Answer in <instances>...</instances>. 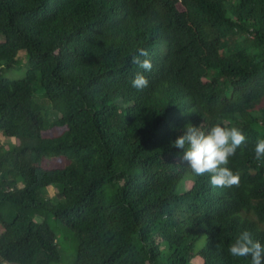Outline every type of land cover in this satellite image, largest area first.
<instances>
[{"label": "trees", "instance_id": "1", "mask_svg": "<svg viewBox=\"0 0 264 264\" xmlns=\"http://www.w3.org/2000/svg\"><path fill=\"white\" fill-rule=\"evenodd\" d=\"M201 123L246 136L238 187L181 163ZM0 132V264H250L227 249L264 243V0H0Z\"/></svg>", "mask_w": 264, "mask_h": 264}, {"label": "clouds", "instance_id": "2", "mask_svg": "<svg viewBox=\"0 0 264 264\" xmlns=\"http://www.w3.org/2000/svg\"><path fill=\"white\" fill-rule=\"evenodd\" d=\"M148 55L147 49L138 48L131 62L144 72H150L151 60L141 59ZM148 83V79L138 72L132 79L131 86L139 91L146 88ZM246 142L247 138L239 128L213 124L205 130L201 123L199 126L185 125L172 146L183 150L181 163L186 164L195 176L208 174L213 187L231 188L239 186L240 175L227 165L237 149ZM254 158L257 161L264 160V139L256 142ZM227 251L234 258H249L250 264H264V243L254 240L247 230L234 239Z\"/></svg>", "mask_w": 264, "mask_h": 264}, {"label": "rangeland", "instance_id": "3", "mask_svg": "<svg viewBox=\"0 0 264 264\" xmlns=\"http://www.w3.org/2000/svg\"><path fill=\"white\" fill-rule=\"evenodd\" d=\"M18 76L19 77L23 76V73L19 74ZM19 77H17V78H19ZM42 104H44L43 101H42ZM0 142L1 143H12L13 141H12V139L5 138L3 136V133L0 132ZM187 187H189V183L187 184ZM47 190H48L50 197L57 195V188L56 187L48 186ZM48 223L56 234L59 249L61 250V254L64 256L65 261L71 259V257L73 255H75V249H74L75 240L73 238L72 233L69 231V229H67L65 226L61 225L54 218L50 217ZM0 229H1V226H0ZM194 263L200 264V260L195 259Z\"/></svg>", "mask_w": 264, "mask_h": 264}]
</instances>
